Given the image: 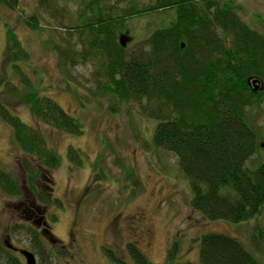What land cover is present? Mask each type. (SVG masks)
Returning <instances> with one entry per match:
<instances>
[{"label": "trees", "instance_id": "16d2710c", "mask_svg": "<svg viewBox=\"0 0 264 264\" xmlns=\"http://www.w3.org/2000/svg\"><path fill=\"white\" fill-rule=\"evenodd\" d=\"M243 11L235 0H39L27 14L19 0H0V27L6 40L0 61V120L9 127L11 142L21 153L19 165L25 176L23 180L0 168L3 196L26 200L30 195L38 207L49 206L48 214L55 213L49 214L50 222H56V212L64 209L48 177V172L60 168L61 157L35 127L13 112L12 104L23 107L39 126H50L70 140L83 136L86 129L83 115L68 113L51 99L54 86L38 78L39 68L18 38V30L2 24L4 16L18 12L23 26L41 35L48 25L53 27L42 26L48 13L57 19V27L42 47L54 53L59 81L76 105L90 108L77 89L82 83L72 75L77 65L89 62L94 66L93 96L97 101L106 99L109 112L118 111L114 102L133 101L147 119L156 122L150 134H144L146 138L140 134L139 142H147L148 151H160L170 176L180 179L188 195L189 210L199 213L204 223L225 224L232 233L250 229V224H240L250 220L264 230L260 221L264 132L246 116L247 109L258 106L264 97V18L255 14L254 28L240 18ZM167 12L173 16L168 20ZM155 14L162 15V24L132 51L129 22ZM70 143L64 162L70 170L83 168L87 154ZM97 157L87 159L98 184L94 188L99 191L100 183L106 182L116 186L119 179L110 177ZM169 159L176 165H168ZM115 166L123 171L124 190L136 196L141 183L133 167L118 157ZM17 229L26 232L28 246H21L34 255L36 264L67 259L68 244L57 247L61 242L50 231V237L37 234L29 222ZM201 234L194 235H201L199 254L196 245L199 264H264V255L253 251L257 243L252 236L248 247L231 234L212 230ZM187 242L178 237L171 240L163 264L196 263L197 257L193 263L178 261ZM125 247L128 261L109 245L102 248L110 264H156L135 243ZM15 255L0 244V264H22Z\"/></svg>", "mask_w": 264, "mask_h": 264}, {"label": "rangeland", "instance_id": "374dc122", "mask_svg": "<svg viewBox=\"0 0 264 264\" xmlns=\"http://www.w3.org/2000/svg\"><path fill=\"white\" fill-rule=\"evenodd\" d=\"M19 1L22 10L31 14L39 0ZM235 2L244 9L243 13H239L240 18L257 28L256 20L253 17L258 14L264 18V0H235ZM44 16L45 22L42 23V26L50 23L53 27L48 25L41 35L24 27L19 20L18 12L4 16L2 24L8 23L15 31L18 30V38L20 39L21 36L23 47L31 53L33 64L39 68L37 69L38 78L44 79L45 85L50 83L54 86L49 91L51 99L68 113L85 117L86 129L84 128L83 136L76 140H70L69 136L61 134L50 126H39L23 107L12 104L13 112L23 121L35 127V130L43 135L47 145L57 151L61 157L60 168L54 172H48V177L53 181L51 191H54L55 196L64 203V209L56 212L58 216L56 222H50L49 214L55 213L50 211L48 214L49 206L39 205L43 213H36L37 217L35 218L40 219V225L31 224L37 234L42 233L46 237H50V231L52 236L61 242L57 247L63 248V244H68L67 259L59 261L58 264H110L102 248L107 245L115 251L118 257L128 261V257L124 255L126 254L125 246L129 242L135 243L154 263L163 264L168 245L171 240L177 237L179 240L183 239L189 242L184 246L185 255L180 253L178 261L182 263L192 261L191 263H193L197 257L196 245L199 254L201 233L211 230L238 236L248 247H251L252 236V239L257 243L253 245L254 253L256 251L263 256L264 230L254 221L240 223L250 224V229L244 227L238 232L232 233L225 224L204 223L205 220L199 213L189 210L188 204H186L188 195L180 185V179L176 180L175 176H170L172 175L171 170L160 158V151H148L147 142H139L140 134L146 138L147 136L144 134H150L156 122L147 119L142 114L140 104L133 101L114 102L118 111L116 113L109 112L106 99L97 101L93 96L92 92L95 90L92 76L94 66L89 62L77 65L72 71V75L82 83L77 86V89L84 95L83 99L89 103L90 108L80 109L79 105H76L69 90L59 81L60 74L55 65L54 53L46 52L42 47V41L57 27L55 17L49 16L48 13ZM166 17L168 20L173 16L167 12ZM161 20L162 15L155 14L129 22L134 38L131 43L129 42L132 51H137L138 45L149 37L155 27L162 24ZM20 30H23L22 34H20ZM5 45V35L0 27V61ZM83 106H86L85 103ZM246 116L255 129L259 128L264 132V97L258 106L247 109ZM99 130L102 133H99ZM69 142H71L69 146L76 148L75 145H78L80 150L87 154V159L93 160L98 155L96 162L104 167L110 177L116 176L119 179L117 185L113 186L109 182L104 185L100 183L102 187H99V191H97V188H94V186L98 187V184H95V173L85 157L82 159L83 168L73 167L70 170L69 163L64 162L67 153L65 150ZM20 156L21 153L14 148L11 142L9 127L0 120V168L10 169L14 175L24 180L25 176L19 165ZM102 156H104L103 162ZM116 157L126 165L133 167L136 177L141 183V191L136 196L130 197V193L124 190L126 180L123 177V171L115 166ZM167 164L176 165L173 159H169ZM119 189L125 192L120 193ZM22 198H6L0 192V244L4 242V239L20 248H23L21 245L27 244L26 232L23 229H17L18 225L28 222L20 211L23 206L20 209L13 208L20 202L26 201L25 203H27V198H25L26 200ZM28 198L32 197L29 195ZM79 199L80 203H83L82 206L78 203ZM6 204H10L11 207H6ZM138 211H143L145 215V220L137 223L145 225V228L143 226L140 229L151 230L148 238H138L137 236L141 234L132 235V231L127 227L130 222L129 216ZM132 220L135 222L133 218ZM260 221L264 227V211ZM195 233L201 235L194 237ZM6 235L9 236V239L6 238ZM15 254H17L15 257L25 264L19 253ZM193 264H199L198 257L196 263Z\"/></svg>", "mask_w": 264, "mask_h": 264}, {"label": "flooded vegetation", "instance_id": "af4514ba", "mask_svg": "<svg viewBox=\"0 0 264 264\" xmlns=\"http://www.w3.org/2000/svg\"><path fill=\"white\" fill-rule=\"evenodd\" d=\"M27 200H28L27 203H25L26 201L20 202L18 205H14L13 208L14 209L15 208L20 209L23 206V208L20 211L25 215V219H27L28 222L31 223L32 225L39 226L40 225V222H39L40 219L35 218V217H37L36 213L42 214L43 212L37 206V204L34 202V200H31L30 198ZM6 207H11V205L6 204ZM132 218L135 220V222L132 220ZM129 220H130V222L128 223L127 227L130 231H132V235L141 234V235L137 236L138 238H141V239L143 237H145V238L149 237V235L151 234V230L146 229L145 231H143L142 229H140V227L144 226V228H145V225L143 223L137 224L138 222L145 220V215L142 211H138V212L131 214L129 216ZM6 238L9 239V236L6 235ZM3 241H5V239ZM2 244H4V242H2ZM13 246H15V245H13ZM15 248H18V247L15 246ZM18 249H20V248H18Z\"/></svg>", "mask_w": 264, "mask_h": 264}, {"label": "water", "instance_id": "95a60500", "mask_svg": "<svg viewBox=\"0 0 264 264\" xmlns=\"http://www.w3.org/2000/svg\"><path fill=\"white\" fill-rule=\"evenodd\" d=\"M122 44L124 45V43ZM4 245L9 249L18 252L24 258L25 264H36V259L32 253L24 249L15 248L14 246H12V244H10L9 240H5Z\"/></svg>", "mask_w": 264, "mask_h": 264}]
</instances>
